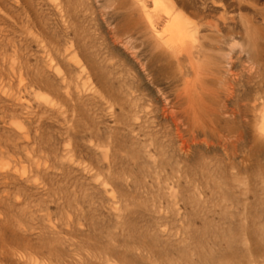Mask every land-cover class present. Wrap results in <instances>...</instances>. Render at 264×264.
<instances>
[{"label":"rangeland","instance_id":"rangeland-1","mask_svg":"<svg viewBox=\"0 0 264 264\" xmlns=\"http://www.w3.org/2000/svg\"><path fill=\"white\" fill-rule=\"evenodd\" d=\"M263 114L264 0H0V264H264Z\"/></svg>","mask_w":264,"mask_h":264},{"label":"bare ground","instance_id":"bare-ground-1","mask_svg":"<svg viewBox=\"0 0 264 264\" xmlns=\"http://www.w3.org/2000/svg\"><path fill=\"white\" fill-rule=\"evenodd\" d=\"M161 2V0H155V3L157 5H159ZM167 18H169L171 21L169 22V24L167 25V28L164 30L163 33H167V34H170L171 35V39L172 38H179V37H182V36H185L188 32V27L185 25V22L184 20L181 18V16L179 15H176L175 13L172 12V9H170L168 12H167ZM163 33L161 32H156V35L157 37L162 41L164 42L163 40L165 39V37L163 36ZM166 42H168L167 40H165ZM235 94V93H234ZM231 95V94H229ZM255 106V105H254ZM219 108V107H218ZM232 109V108H231ZM236 109V108H235ZM240 110V109H239ZM228 111V110H227ZM238 111V110H237ZM234 110H232V113L235 115L237 114L238 112ZM241 111V110H240ZM239 114V113H238ZM259 116V115H258ZM260 117V116H259ZM262 120L261 122L264 124V114L263 116H261ZM237 119V118H236ZM260 122V120H259ZM258 122V123H259ZM264 131V130H263Z\"/></svg>","mask_w":264,"mask_h":264}]
</instances>
